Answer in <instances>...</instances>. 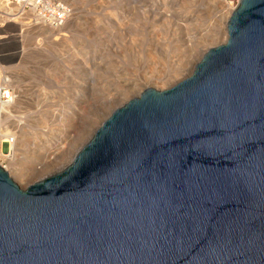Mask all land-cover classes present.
<instances>
[{"label":"water","instance_id":"1","mask_svg":"<svg viewBox=\"0 0 264 264\" xmlns=\"http://www.w3.org/2000/svg\"><path fill=\"white\" fill-rule=\"evenodd\" d=\"M0 264H264V0L62 170L21 189L0 166Z\"/></svg>","mask_w":264,"mask_h":264},{"label":"rangeland","instance_id":"2","mask_svg":"<svg viewBox=\"0 0 264 264\" xmlns=\"http://www.w3.org/2000/svg\"><path fill=\"white\" fill-rule=\"evenodd\" d=\"M61 1L71 8L63 24L67 35L51 48H44L42 34L35 37L32 31H22L18 21L0 28V55H6L0 57L2 73L16 64L14 69L19 68L23 47L38 43L44 48L21 77H9L17 95L24 89V96L17 99L30 134L17 145L10 133L15 146L3 166L21 189L70 164L110 113L143 89L136 86L130 97L119 96L115 107L109 99L113 90L122 93L128 89L127 81L159 76L169 80L155 89H167L189 76L207 49L226 37L228 18L219 16L210 0ZM5 127L12 129L8 123L0 129ZM12 159L27 171L24 180L10 172Z\"/></svg>","mask_w":264,"mask_h":264},{"label":"bare ground","instance_id":"3","mask_svg":"<svg viewBox=\"0 0 264 264\" xmlns=\"http://www.w3.org/2000/svg\"><path fill=\"white\" fill-rule=\"evenodd\" d=\"M144 1V0H142ZM211 1V5L213 7V9L216 11V13H218L219 16H224L225 19L229 18L231 12H232V9L228 7V5L223 1V0H210ZM141 5V4H140ZM14 7H6L5 4H0V8L1 9H6V10H10L9 12H11L13 14V12L16 14L17 13V10H19L17 7V5L15 6L13 4ZM144 8V7H143ZM211 11V10H210ZM32 15L30 14H23V15H18L17 18H18V22L20 24V28L22 31H26L28 30L29 31V34L30 32L32 31V33L35 35H39V34H42L43 37L42 38H45V40L42 42V44H45V47L46 49L48 48H51L52 45L56 42V44L54 45H57L59 43H62L64 40H65V37L67 35V33L65 32L66 28H67V25H63V26H60V27H57V28H49V27H46L42 24H38L36 25V23H31L30 21V17ZM75 19V18H74ZM72 21V20H71ZM73 21L70 23L72 25ZM67 31V30H66ZM35 35V37H36ZM54 36L53 38L51 36ZM34 38V37H33ZM51 38V39H50ZM43 40V39H42ZM184 41V40H183ZM188 42V41H187ZM32 44V43H30ZM211 44V43H210ZM216 44V43H215ZM33 45V44H32ZM180 46V44H179ZM44 48L42 49L39 44H35L34 46H25L23 47V49L21 51L22 52V56L20 57V62L18 63L19 65V68L17 67L16 69H14L16 65H13V66H10V70L12 71H7V72H3L2 73V68L0 70V85H8L10 87L11 84H10V81H9V77H11L12 75H15V78L17 79V77H21L20 74H23L22 71L23 70H29V68L31 67V62L38 56L40 55V53H43L44 52ZM207 48V47H206ZM206 50V49H205ZM203 53V52H202ZM152 58V57H151ZM158 58V57H157ZM154 60V59H153ZM177 64V63H176ZM173 66V65H172ZM177 67V65L175 66ZM12 68V69H11ZM179 68V66H178ZM152 69V68H151ZM174 69V68H173ZM184 69V68H183ZM159 70V69H158ZM163 71V70H162ZM174 71V70H173ZM177 69H176V74H174L173 76L174 77H178L180 75H178L177 73ZM180 71V69H179ZM154 73V72H153ZM158 73V72H157ZM174 73V72H173ZM172 73V74H173ZM180 73V72H179ZM158 75V74H157ZM156 75V76H157ZM160 75V74H159ZM173 77V78H174ZM180 78V77H179ZM144 81H138V83H132V82H129L127 81V85H128V89H126L124 92H120V91H114L113 90V93L109 96V99L112 101L111 104H113V107L116 106V100H118L119 96H121L120 98L122 97H128L129 95H131V91L136 87V86H140L143 90L144 89H147V88H158L160 87V85L164 84L166 81L169 80L168 77H164V76H159V77H156V78H144L143 79ZM22 81V80H21ZM108 83V82H107ZM106 84V83H105ZM141 89V90H142ZM15 90V89H14ZM23 90H18L17 93V97L20 96H24L23 95ZM27 91V90H26ZM123 91V90H122ZM16 92V91H15ZM130 97V96H129ZM108 99V97H107ZM17 103L15 105H6V104H0V126H2V124L4 123H8L10 126H11V130L13 131H9L6 127L4 128V131L0 129V139H2V141H5L6 138L9 139V137L13 134L15 135V139H17V145L19 144V141H21V139L23 141L27 140L28 138V135L30 134V130H29V127L28 126H24L23 124V119L22 117L20 116V114L22 113V108L24 109V107H22V105H20L22 103V101L18 98L17 100H15ZM29 109V108H28ZM28 109H26L28 111ZM26 111V112H27ZM40 118V117H39ZM32 122V121H31ZM28 127V128H27ZM12 132V134H10ZM14 140V138H13ZM15 144V143H14ZM28 144H26L27 146ZM15 145L13 144H10V147L13 149ZM28 149H30V147L28 146ZM55 149V148H54ZM11 151V150H10ZM58 151V150H57ZM15 152V151H14ZM15 154V153H14ZM18 154V153H17ZM10 155V154H9ZM9 155H3V152L0 151V156L1 157H6L8 158ZM16 155V154H15ZM48 159V158H47ZM13 160V159H12ZM14 161V160H13ZM13 165L10 166V172L14 173V174H17L20 178V180H24L26 174H27V171H23L20 169V165L18 166L17 163V159H15L14 162H12ZM11 164V163H10ZM25 169V168H24ZM56 173V171H54ZM52 174H54L53 172H51ZM50 173V174H51ZM29 174V173H28ZM51 174V175H52Z\"/></svg>","mask_w":264,"mask_h":264},{"label":"built area","instance_id":"4","mask_svg":"<svg viewBox=\"0 0 264 264\" xmlns=\"http://www.w3.org/2000/svg\"><path fill=\"white\" fill-rule=\"evenodd\" d=\"M232 10L238 5L240 0H223ZM0 4H5L6 7H14L13 4L18 6L17 13L9 12V9H0V28L5 24L17 22V16L23 14L32 15V20L36 24H42L49 28H57L62 26L71 14V8L68 4L61 0H0ZM30 19V21H32ZM5 54L0 57H5ZM17 99L15 90L8 85H0V104L13 105ZM13 137L6 138L5 141L0 139V151L3 155H9L8 158L0 156V166L4 168L3 163L11 158L13 144ZM11 150V151H10Z\"/></svg>","mask_w":264,"mask_h":264}]
</instances>
